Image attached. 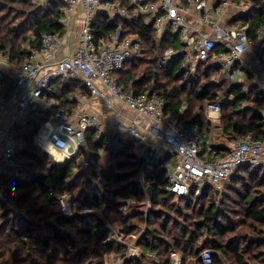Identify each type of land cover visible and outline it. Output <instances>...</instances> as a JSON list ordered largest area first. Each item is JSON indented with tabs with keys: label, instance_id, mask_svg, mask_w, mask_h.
I'll use <instances>...</instances> for the list:
<instances>
[{
	"label": "trees",
	"instance_id": "16d2710c",
	"mask_svg": "<svg viewBox=\"0 0 264 264\" xmlns=\"http://www.w3.org/2000/svg\"><path fill=\"white\" fill-rule=\"evenodd\" d=\"M245 1L251 2V8L233 21L254 36L264 26V0ZM62 5L64 0H48L45 6L34 0H0V49L10 51L13 64L40 45L43 33L64 32V25L57 22ZM95 26L97 39L121 26L125 35L136 37L141 44V53L117 73L116 82L137 95L149 90L162 96L167 112L187 104L185 117L199 126L208 142L210 122L205 107L223 90L213 81V67L199 65L193 77L182 70L180 51L184 44L170 25L159 35L153 20L110 18L100 13ZM167 49L177 55L161 66L160 57ZM3 82L8 83V76L0 68ZM71 87L79 86H55L52 93L58 108L70 113L76 102L67 101L64 94ZM240 92V85L226 91L223 133L250 132L264 140V98L253 99ZM192 107L196 111L190 114ZM52 113L30 111L18 138L21 148L15 154L17 166L0 163V264H103L107 255H125L124 244L110 240L114 230L125 242L165 261L176 252L181 254L183 264L192 257L195 264H202L200 253L210 249L213 264H264V169L242 167L222 189L206 186L198 197L176 200L164 190L165 174L140 160L142 147L134 141L115 136L110 146L103 147L91 130L87 133L88 171H75L77 157L58 164L34 144L36 134ZM148 187H152V197ZM50 188L55 190L54 195L49 193ZM64 194L73 196L91 212L75 211L72 218L63 217L59 196ZM190 209L195 212L191 214ZM65 225L73 227L76 234ZM70 247L75 248L74 253L68 252ZM125 261L144 264L130 257Z\"/></svg>",
	"mask_w": 264,
	"mask_h": 264
},
{
	"label": "built area",
	"instance_id": "2783aa9c",
	"mask_svg": "<svg viewBox=\"0 0 264 264\" xmlns=\"http://www.w3.org/2000/svg\"><path fill=\"white\" fill-rule=\"evenodd\" d=\"M34 2L45 6L48 0ZM249 3L242 0H64L57 19L64 25V32L43 33L40 45L31 48L19 60L8 83H0V162L16 166L15 154L21 148L18 138L23 134L22 124L30 111L42 114L53 111L34 143L58 164L77 157L78 165L88 171L86 136L91 130L96 132L103 147L110 146L115 136L134 141L142 147L138 154L140 160L144 158L141 161L146 166L148 163L165 174L164 190L176 199L198 197L206 186L220 188L242 167L264 169V140L256 139L250 132L232 131L222 144H214L210 156L203 157L207 141L199 126L185 118L186 104L167 112L162 96L149 90L137 95L116 82L117 73L141 53L139 40L125 35L121 26L114 33L97 39L95 26L100 13L110 18L153 20L159 35L170 25L184 44L180 51L181 68L190 77L195 75L199 65L207 64L213 67L215 83L222 86L228 83L230 88L240 85V95L247 93L253 99H263L264 26L258 28L254 36H249L246 27L233 21L250 9ZM71 36L76 41L74 49L64 54L62 50ZM176 53L167 49L160 57V65L168 63ZM11 59L9 50L0 49V68L11 64ZM246 75L255 77L256 81L243 87L244 80L240 77ZM66 84L79 86L69 88L64 94L67 101L78 104L71 113L59 109V102L52 95L55 86ZM223 90L216 100L207 104L206 112L211 121L221 119L227 91L223 93ZM94 97L112 107L120 103L136 116L110 125L88 109L87 104ZM112 107L109 111L116 113ZM261 111L264 114V109ZM49 193L54 195L55 190L50 188ZM59 203L66 218H72L76 209L82 214L91 212L69 194L59 196ZM64 228L76 234L73 227L65 225ZM110 240L125 246V255L115 256L114 264H126L125 259L129 257L144 264H183L180 253L172 252L165 261L154 253L145 254L134 243L125 242L123 235L116 231L110 235ZM68 249L70 253L75 252V248ZM212 254L210 249H204L199 260L202 264H213Z\"/></svg>",
	"mask_w": 264,
	"mask_h": 264
},
{
	"label": "rangeland",
	"instance_id": "374dc122",
	"mask_svg": "<svg viewBox=\"0 0 264 264\" xmlns=\"http://www.w3.org/2000/svg\"><path fill=\"white\" fill-rule=\"evenodd\" d=\"M242 1H245V0H242ZM249 8H251V2L249 3ZM16 63H11V64H5V66H3L1 69L5 72V74L8 76V80H9V77L11 76L12 77V75H11V73L13 74L14 73V70H15V68H16ZM241 79H243L244 80V85L245 86H243V87H248L250 84H252V83H255V81H256V79H255V77H250V76H248V75H246V76H243V77H240ZM228 84V83H227ZM224 84L223 85V87H225L224 88V90H223V93L226 91V90H228V89H230V84ZM219 93H220V90H219ZM234 96H236V94L234 95ZM54 101H55V99H54ZM78 104H76V106H77ZM187 105V104H186ZM75 106V107H76ZM75 107L73 108V110L75 109ZM187 108H188V105H187ZM187 108H186V110H187ZM109 109H110V106H109ZM205 109H206V111H207V106L205 107ZM185 110V111H186ZM194 111H196V108H194V107H192L191 108V112H190V114H192V113H194ZM206 113V117H207V119H208V121L210 122V129H209V131L207 132L208 133V142L205 144V151H204V154H203V157H208V156H210L211 155V152H210V149L214 146V144L215 145H220V144H222L225 140H224V137L225 136H229V135H224V133H223V129H222V126H221V123H222V121H221V119H216L215 118V120H213V121H211L210 120V118H209V116L207 115V112H205ZM221 115H222V112H221ZM185 118H187V117H185ZM188 119V118H187ZM189 120V119H188ZM44 124V123H43ZM204 132V131H203ZM203 135H205V133H203ZM36 136H37V134H36ZM36 136H35V138H34V140L36 139ZM19 144H21L20 142H19ZM86 144H87V136H86ZM53 157V156H52ZM17 166V165H16ZM81 167H82V165H81ZM81 167H75V171H80L81 170ZM82 168H85V167H82ZM146 173L147 172H145L144 174L146 175ZM224 184V183H223ZM223 184L220 186V188L222 189L223 188ZM219 188V189H220ZM218 199H220L219 197H218ZM177 200V199H176ZM15 207V206H14ZM146 208V207H145ZM145 208H144V210H145ZM74 211V210H73ZM77 211H80V209H77ZM195 211L194 210H192V209H190V213L191 214H193ZM175 217L177 216L176 214L174 215ZM196 217V216H195ZM180 219H182L181 217H180ZM115 228V227H114ZM114 231H116V230H114ZM113 232V231H112ZM142 249V248H141ZM143 250V249H142ZM115 256H117V255H115V254H110V255H107V256H105V258H104V263L103 264H114V262H115ZM187 262H188V264H195V260H194V258L192 257V258H189L188 260H187ZM85 264H87L86 262H85ZM228 264V263H227Z\"/></svg>",
	"mask_w": 264,
	"mask_h": 264
},
{
	"label": "crops",
	"instance_id": "0c3cea01",
	"mask_svg": "<svg viewBox=\"0 0 264 264\" xmlns=\"http://www.w3.org/2000/svg\"><path fill=\"white\" fill-rule=\"evenodd\" d=\"M64 30H65V27H64ZM75 42L76 41L72 36L68 37V44L62 50V53L67 54L73 51ZM58 87L60 89V85H58ZM115 105L116 107H112L113 106L112 104L111 105L110 104L108 105L107 103L102 104L100 99H98L97 97H94L87 104V107L90 110V112L98 114L100 119L104 120L107 123H110V125H112V123H115L119 119L123 118L125 120H128L129 118H134L136 116V114L132 112L131 110H129L126 106H123L120 103H116ZM109 106L115 109L117 112L116 113L110 112ZM0 163H4V162H0ZM81 171L87 172L86 169H82V168H81Z\"/></svg>",
	"mask_w": 264,
	"mask_h": 264
},
{
	"label": "water",
	"instance_id": "95a60500",
	"mask_svg": "<svg viewBox=\"0 0 264 264\" xmlns=\"http://www.w3.org/2000/svg\"><path fill=\"white\" fill-rule=\"evenodd\" d=\"M144 158H141V160H143ZM148 192L150 197H152V187H148Z\"/></svg>",
	"mask_w": 264,
	"mask_h": 264
},
{
	"label": "bare ground",
	"instance_id": "6f19581e",
	"mask_svg": "<svg viewBox=\"0 0 264 264\" xmlns=\"http://www.w3.org/2000/svg\"><path fill=\"white\" fill-rule=\"evenodd\" d=\"M57 157H61V155L60 154H57ZM137 246V245H136ZM139 247V246H138ZM140 248V247H139ZM141 249V248H140ZM67 250H69V249H67ZM69 252V251H68Z\"/></svg>",
	"mask_w": 264,
	"mask_h": 264
}]
</instances>
